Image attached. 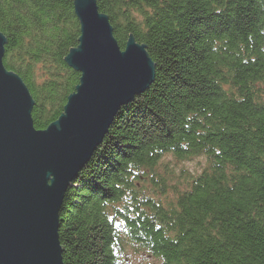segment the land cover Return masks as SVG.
I'll return each instance as SVG.
<instances>
[{
    "label": "trees",
    "instance_id": "trees-1",
    "mask_svg": "<svg viewBox=\"0 0 264 264\" xmlns=\"http://www.w3.org/2000/svg\"><path fill=\"white\" fill-rule=\"evenodd\" d=\"M123 50L130 35L155 64L67 190L63 264H264V0H96ZM3 64L34 101V128L62 115L80 74L74 0H0ZM204 157L170 198L163 158Z\"/></svg>",
    "mask_w": 264,
    "mask_h": 264
},
{
    "label": "water",
    "instance_id": "water-1",
    "mask_svg": "<svg viewBox=\"0 0 264 264\" xmlns=\"http://www.w3.org/2000/svg\"><path fill=\"white\" fill-rule=\"evenodd\" d=\"M78 47L65 58L80 74L62 115L34 128V101L4 64L0 33V264H63L59 212L79 172L119 110L154 81L146 46L130 35L122 50L96 0H74Z\"/></svg>",
    "mask_w": 264,
    "mask_h": 264
},
{
    "label": "rangeland",
    "instance_id": "rangeland-1",
    "mask_svg": "<svg viewBox=\"0 0 264 264\" xmlns=\"http://www.w3.org/2000/svg\"><path fill=\"white\" fill-rule=\"evenodd\" d=\"M206 166L207 162L204 157L185 162H177L170 156L163 158L160 168L161 177L168 180V187L165 190L169 197L172 199L178 192H182L188 182L199 176L206 169ZM120 264H158V262L127 249L125 255L120 259Z\"/></svg>",
    "mask_w": 264,
    "mask_h": 264
}]
</instances>
